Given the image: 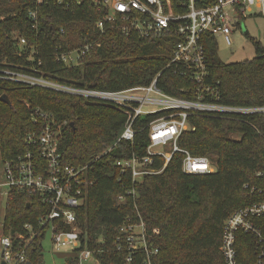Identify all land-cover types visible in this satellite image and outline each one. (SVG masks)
Segmentation results:
<instances>
[{
    "label": "trees",
    "instance_id": "1",
    "mask_svg": "<svg viewBox=\"0 0 264 264\" xmlns=\"http://www.w3.org/2000/svg\"><path fill=\"white\" fill-rule=\"evenodd\" d=\"M102 15L90 1L38 5L36 0H0V68H36L50 80L107 91L146 86L160 73L157 86L163 92L193 99L192 82L167 68L179 41L177 34L142 39L107 27L101 33L96 24ZM247 40L254 48L253 58L230 64L218 58L215 39L205 41L206 80L217 87L222 104L264 106V41ZM87 44L91 49L78 65L67 67L56 61L57 48L67 52ZM3 95L10 104L0 100L2 159L29 150L25 137L37 129L33 118L38 111L52 118L54 128L59 127L64 162L76 168L88 166L86 199L77 209L80 250L93 251L99 264H126L127 249L118 252L113 246L126 219L131 224L143 223L148 249L158 251L153 264H225L219 251L225 220L236 210L264 200V115L191 114L190 128L179 136L177 145L192 156L207 158L215 171L185 174L184 155L175 153L163 169V157H155L151 167L162 169L160 173L131 183L115 164L132 154L145 155L147 126L157 115L138 118L137 133L130 143L117 141L126 115L110 105L87 103L0 78V98ZM113 144L114 148L103 154ZM245 184L258 190L251 194ZM131 189L134 194L126 195ZM120 195L125 197L124 203L118 202ZM41 199L38 194L12 191L3 233H23L28 239L30 234L23 230L28 223L36 233V219L47 212ZM42 242L43 231L28 243L27 262L43 264ZM235 246L240 264H256L250 235L239 232ZM145 260V251L138 249L131 264H144ZM65 264H79L76 252L65 257Z\"/></svg>",
    "mask_w": 264,
    "mask_h": 264
},
{
    "label": "built area",
    "instance_id": "2",
    "mask_svg": "<svg viewBox=\"0 0 264 264\" xmlns=\"http://www.w3.org/2000/svg\"><path fill=\"white\" fill-rule=\"evenodd\" d=\"M45 1L59 5L92 2L103 12L96 24L101 33L107 27L116 28L123 35L135 33L142 39L171 32L179 36L167 68L190 80L195 86L193 99L190 100L163 92L157 86L160 73L146 86L107 91L50 80L36 68H0V78L4 80L72 96L87 103L110 105L122 111L126 115V121L117 141L132 143L137 133L135 123L138 118L157 115L147 126L149 144L145 155L132 154L130 158L115 164L120 174L129 176L131 183L146 175L160 173L175 153L184 155L182 171L185 174L204 175L215 171L207 158L192 156L177 145L179 136L190 128L188 118L191 114L264 115V106L261 105L236 106L219 102L217 87L208 84L206 80L208 72L204 48L208 37L215 41L217 37H222L231 46L232 33L241 27L240 21L236 19L240 20L244 15L258 14L264 18V0H214L208 6L204 4L206 0H36L38 5ZM174 6H179V9L176 8L175 11ZM35 17V13H32L31 18ZM20 43L24 44L25 41L21 39ZM90 49L89 44L67 52L57 48L55 59L67 67L76 66ZM34 114L36 117L33 122L37 129L25 137L29 150L12 159L0 157V196H7L8 201L14 190L38 194L42 198V204L47 206V212L36 219V233L33 234L32 224L23 225V230L30 234L28 239L18 232L0 235V263L4 261L6 264H26L25 249L28 243L43 231V240L46 233H50L55 252H76L79 264L90 259L99 264L93 251L86 248L80 250L82 232L78 226L77 209L86 199V189L89 186L86 178L88 166L76 168L66 164L59 151V127L54 128L49 115L38 111ZM158 147H163L164 150H155ZM112 148L114 144L103 154ZM158 156L164 159L161 170L151 167ZM257 175L261 176V173ZM244 188H249L251 194L258 190L250 188L248 184ZM125 194L133 195L134 190H128ZM117 200L124 203L125 197L120 195ZM2 226L3 223L0 224L1 228ZM139 227L140 234L135 235L133 224L126 219L118 228L121 235L117 236L113 246L118 252L124 247L127 249L129 255L126 264H131L132 255L138 249L146 253L144 264H153L152 257L158 251L148 249L143 235V224ZM239 232L253 238L256 264H264V200L236 210L225 220L219 247L225 264H240L235 246ZM135 238L141 239L139 245L135 243Z\"/></svg>",
    "mask_w": 264,
    "mask_h": 264
},
{
    "label": "rangeland",
    "instance_id": "3",
    "mask_svg": "<svg viewBox=\"0 0 264 264\" xmlns=\"http://www.w3.org/2000/svg\"><path fill=\"white\" fill-rule=\"evenodd\" d=\"M238 18V17H237ZM236 19V18H235ZM241 24L239 28H236L231 35L232 44L228 46L222 37L216 38L217 55L221 62L225 64L241 62L245 60H251L254 56V48L247 40V37L255 39L256 41L263 42V29L264 18L258 14L254 16L244 15L240 20ZM247 35V36H246ZM155 150H164L163 147L155 148ZM215 169V168H214ZM2 172V168L0 167ZM7 196H0V224L3 223ZM140 221L138 224H133V231L135 235L140 234ZM143 224V223H142ZM3 233V229L0 227V235ZM141 239L135 238V243L140 244ZM43 246V264H65V257L73 256V253L67 251H61L57 253L53 249L51 243L50 233L47 232L42 242ZM83 264H98L95 260L90 259Z\"/></svg>",
    "mask_w": 264,
    "mask_h": 264
},
{
    "label": "water",
    "instance_id": "4",
    "mask_svg": "<svg viewBox=\"0 0 264 264\" xmlns=\"http://www.w3.org/2000/svg\"><path fill=\"white\" fill-rule=\"evenodd\" d=\"M0 100H1L3 103L7 104V105L10 104V101H9V99H8V97H7L6 95L1 96ZM2 256H3V255H1V257H2ZM0 264H6V263H5L4 261H1ZM26 264H31V263H30V262H26Z\"/></svg>",
    "mask_w": 264,
    "mask_h": 264
}]
</instances>
